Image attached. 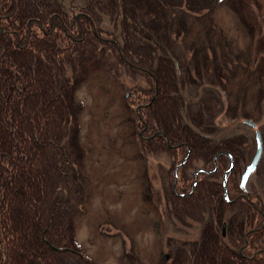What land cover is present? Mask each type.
<instances>
[{"label":"rangeland","instance_id":"374dc122","mask_svg":"<svg viewBox=\"0 0 264 264\" xmlns=\"http://www.w3.org/2000/svg\"><path fill=\"white\" fill-rule=\"evenodd\" d=\"M136 1L0 0V66L31 64L24 82L50 115L38 125L66 135L58 147L69 160L53 156L39 136L37 163L17 144L21 162L31 160L21 169L29 183L20 180L19 188L7 173L0 178L19 213L12 224L25 234L16 236L17 252L24 264L43 262L38 224V242L58 257L71 255L67 264H264L263 144L252 164L256 130L264 136V0L185 7L194 21L187 25L185 14H167L156 0ZM130 5L148 7L139 14ZM149 11L169 48L156 39ZM135 38L148 46H135ZM2 69L0 100L8 95L4 75H12ZM201 112L215 119L204 137ZM223 120L231 140L220 138ZM185 128L197 139L190 142ZM39 160L53 164L46 168L55 177L37 201ZM63 235L69 247L61 246Z\"/></svg>","mask_w":264,"mask_h":264},{"label":"trees","instance_id":"16d2710c","mask_svg":"<svg viewBox=\"0 0 264 264\" xmlns=\"http://www.w3.org/2000/svg\"><path fill=\"white\" fill-rule=\"evenodd\" d=\"M75 1H79V0H75ZM128 3H133V5H135V2H137L136 0H128ZM159 2V4H157L156 6L163 10L166 11V13L168 14V11H170L169 13L172 12H180L179 14H185L186 16H184L181 19V24L182 25H187L186 23L188 22H194L191 21L189 19L188 14L186 13V11H184V8L187 7L188 10L191 7H200L201 5L206 4L207 5V0H194L196 2H194L193 0H187V6L184 5L183 1L184 0H156ZM155 1V2H156ZM169 1V3H168ZM186 1V0H185ZM154 4V1H152ZM168 3V7L166 6ZM205 6L203 7V9H205ZM148 7V6H141V8H138L136 6H128L127 10H129L130 12H132L133 8L137 9L138 13L141 14L143 12V10ZM191 10V9H190ZM28 10H26L27 12ZM149 13H151V15L149 17H147V19L149 20H153V25L155 26V33L157 32V27L155 25V20H154V13L149 11ZM180 19V17H179ZM154 30V29H153ZM161 34V33H159ZM158 33H156V39L157 36H161V42H165V44L168 47V43L169 41L166 40L167 35L163 32L162 35H159ZM126 43H132V39H128L125 38L124 39ZM134 43L136 44L135 46L140 47L142 50L143 48L141 46H148L143 44L144 42H138L137 39H134ZM169 48V47H168ZM173 58H175L173 56ZM15 60V58H13ZM12 58L9 60H13ZM176 59V58H175ZM10 62V61H9ZM22 63V67H20V64ZM19 63H15L13 64V62H10L11 67L10 66H6V64H4L3 66H0V72L4 73L5 70L2 68H6L9 70V72H12V75H14L16 72L18 74H15L14 80L12 75L9 74H5L4 78L6 80V77H8L9 81H8V85L6 86V90L8 94L7 96H5L4 98H2L0 100V178H2L1 176L5 173H7L9 175V183L12 182V184L16 186V181L19 182V188L20 186L23 184L22 182H26L25 184L29 183L27 176L23 175V169L25 166V164H27L29 161H31L30 159L27 160L26 162L22 163L21 160L19 159L18 154L22 155L21 150H25L27 152V150H29L30 154H32V157H35L36 160H34L35 163L38 162L37 158L39 156V158H41V151L37 150V148L35 147V143L34 141L36 140V138H38V136L42 139V140H48V143H50V145H44L48 150H53L51 153L53 154V156H58V155H62V159L64 158V163L67 164L68 163V158L64 156L62 149H60L58 147L59 145V140L61 142V140L63 141L66 135L60 136L61 134H58V130H56L54 128V124H52L51 126H47V124L44 122L43 126H39L38 125V120H46L48 119L45 110L40 109V107H37L36 103H33V100H35V97L33 96V91L29 92L30 89V82H24V78H29L27 77L30 73L32 74V71L34 72V69L32 68L30 63L25 62L24 60H22V62ZM89 62L86 64V69H91L90 65H88ZM90 72V71H89ZM179 73V72H178ZM30 74V75H31ZM46 76V75H45ZM16 77V78H15ZM43 77V76H42ZM44 78V77H43ZM55 78V77H54ZM47 84H49V82L51 81V78L49 75H47V77L45 78ZM231 79H228V82H231ZM3 78H1L0 76V83H2ZM223 83H221L222 85ZM223 89L228 90V88L230 87L228 85V83H224L223 84ZM49 87V86H48ZM41 90L43 91L42 94H46L47 90L44 87V84H42ZM63 95H66L65 90L63 91ZM172 98V105L173 107L175 105H177V98H175L174 96H171ZM175 100V101H174ZM36 102H39L37 100H35ZM9 104H8V103ZM3 105V106H1ZM74 106L70 107L73 110V115L76 112V104L73 103ZM69 108V110H70ZM176 108V107H175ZM67 107H63V109H61V107L59 108V114H61L63 117L62 119L65 120L67 117ZM229 113H236L235 111H233V109L231 107H228L227 110ZM198 112L200 113V110H198ZM198 113H196L197 115ZM173 116V114L171 115ZM249 115L246 114L245 117H248ZM201 119L199 117L197 121L201 120L200 123H202V127L206 130V131H200L198 132L199 135L204 137V134H207L208 132L211 131V128L214 126V122L215 119L213 116H208L207 114H205L204 112H201ZM168 120V119H167ZM169 121V120H168ZM223 123L219 125V129L220 131L223 133L222 136H220L221 139H224L223 141H226L227 138H230L231 140V135H229V130L228 128L225 129V127H223L224 124V120L222 121ZM226 122L228 123V119L226 120ZM247 124V123H245ZM61 129V127H59V130ZM218 129V131H219ZM225 129V130H224ZM191 129L189 128H185L182 129V132L184 133H189L190 134V142L194 141L197 139V137H194V133L190 132ZM224 130V131H223ZM38 134V135H36ZM70 140H72L71 138L67 140V142H69ZM17 144H21L20 147H23L21 150L18 149ZM70 146L73 148L78 147V144L74 143V140H72L70 142ZM42 147V146H40ZM27 149V150H26ZM42 159V158H41ZM17 160H19V164L17 163ZM49 165H53L50 164L49 162H43L41 163V161L39 160V163L37 164L38 167V174L40 176L39 180H41L40 182H37L35 185L36 186H40V189L37 188V190H39V192H37L35 190L36 198L37 201L38 199L40 200L41 198H39L40 194H41V188H42V192L44 194V188L45 187H49V176H51V180H53V178L55 177L54 172L52 173L51 171L48 172L47 170V166ZM59 167V170L62 171L61 165H57L55 164V166H53L51 169H53L54 167ZM29 171V170H27ZM52 173V174H51ZM24 178V179H23ZM61 179V178H58ZM21 180V181H20ZM71 183L68 181V184L72 187L73 186V179L71 178ZM28 185V184H27ZM62 183L59 185V187H61ZM6 187L4 185V183L1 181L0 179V234H3L4 236L1 237L0 235V249H1V253H0V264H3L4 262L8 263V264H24L23 259L25 258V256H21V253L17 252V246H22L21 244L17 245V243L15 241H17L16 236L19 235V233H21L20 235H22L23 237H25V234L22 232V228L15 226L14 224H12V217H15V215L18 213V211H14V208L10 207V202H13V198L12 195L13 193L11 192L12 195H10V191H12V189H7L5 191ZM9 190V191H8ZM7 191L9 193H7ZM34 191V190H33ZM40 193V194H39ZM43 201L46 202V197H43ZM35 205V204H34ZM36 205H39L38 203H36ZM36 211L34 210L33 213H35ZM32 213V212H31ZM40 213V212H38ZM19 214V213H18ZM41 214V213H40ZM8 217L10 218V223L6 224V222L8 221ZM22 221L23 223H25V215L22 214ZM5 218L6 221L3 224L1 222V220ZM32 225V224H31ZM41 229H42V225L41 228L38 227V224H35V227H33V230L36 234V242H34L36 244V246L39 249V252L42 254V263H39L37 260L32 261L31 264H67L64 263L65 258L67 256H69V258L71 257V255H65V254H61L59 257L56 256L55 253H52L51 251L48 250V248L45 246V244H40V242H38L39 237H41V235L43 233H41ZM72 230H74V226H71V240L73 241V237H72ZM12 237V240L9 239H5L6 237ZM15 236V238H14ZM39 236V237H38ZM68 236H60V242L65 244L66 242H70L71 240L69 239L68 241H66V238ZM3 241V243H1ZM26 243V241H25ZM39 243V244H38ZM72 244V242H71ZM47 257V259H46ZM248 261H250L249 259H247ZM71 259L69 260V264H71ZM76 264H79L77 262H75Z\"/></svg>","mask_w":264,"mask_h":264},{"label":"water","instance_id":"95a60500","mask_svg":"<svg viewBox=\"0 0 264 264\" xmlns=\"http://www.w3.org/2000/svg\"><path fill=\"white\" fill-rule=\"evenodd\" d=\"M246 122L249 123V124H251L252 126H255V125H256V123H255L252 119H247ZM256 134L259 135V134H260V131H259V130H256ZM257 150H258V151H257V153L255 154V158H254L252 164H254V163L256 162V160L260 157V153H261L260 151L262 150V144H261V142L258 143ZM252 164H251V165H252ZM251 165H250V167H251ZM250 167H249V168H250Z\"/></svg>","mask_w":264,"mask_h":264},{"label":"bare ground","instance_id":"6f19581e","mask_svg":"<svg viewBox=\"0 0 264 264\" xmlns=\"http://www.w3.org/2000/svg\"><path fill=\"white\" fill-rule=\"evenodd\" d=\"M255 139H256V141H255V144L258 146V143L259 142H261V144H263V147H264V136H263V133L260 131V134L259 135H255ZM254 139V140H255ZM256 168V167H255ZM253 170V168H251V171ZM251 171H249V172H251ZM253 172H251L250 174L248 173L247 175L248 176H250L251 174H252ZM75 241H76V239L74 238L73 239V243H75ZM78 241V240H77ZM67 243L68 242H66L65 244H63V243H61V246L63 247H66L67 246ZM67 247H69V246H67Z\"/></svg>","mask_w":264,"mask_h":264}]
</instances>
